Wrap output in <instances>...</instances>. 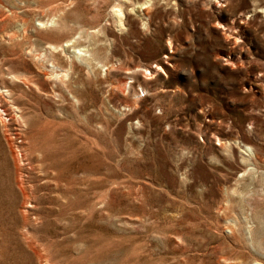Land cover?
<instances>
[{
  "label": "rangeland",
  "instance_id": "1",
  "mask_svg": "<svg viewBox=\"0 0 264 264\" xmlns=\"http://www.w3.org/2000/svg\"><path fill=\"white\" fill-rule=\"evenodd\" d=\"M0 264H264V0H0Z\"/></svg>",
  "mask_w": 264,
  "mask_h": 264
},
{
  "label": "bare ground",
  "instance_id": "2",
  "mask_svg": "<svg viewBox=\"0 0 264 264\" xmlns=\"http://www.w3.org/2000/svg\"><path fill=\"white\" fill-rule=\"evenodd\" d=\"M40 22H41V21H40ZM51 22H52V21H51ZM45 24H46V23H45ZM43 25H44V24H43ZM46 25H48V24H46ZM51 45H52V44H51ZM54 45H55V44H54ZM57 46H58V45H57ZM53 48H54V47H53ZM53 48H52V49H53ZM67 50H68V49H67ZM78 50H79V49H78ZM80 50H81V49H80ZM82 50H83V49H82ZM74 52H75V50H74ZM249 148H250V147H249Z\"/></svg>",
  "mask_w": 264,
  "mask_h": 264
}]
</instances>
